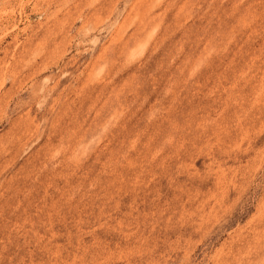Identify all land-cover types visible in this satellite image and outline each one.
<instances>
[{"label":"rangeland","instance_id":"1","mask_svg":"<svg viewBox=\"0 0 264 264\" xmlns=\"http://www.w3.org/2000/svg\"><path fill=\"white\" fill-rule=\"evenodd\" d=\"M0 264H264V0H0Z\"/></svg>","mask_w":264,"mask_h":264}]
</instances>
